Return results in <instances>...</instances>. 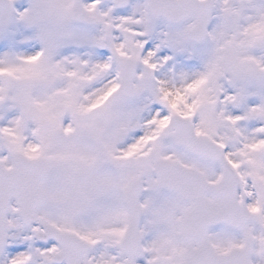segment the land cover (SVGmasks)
Listing matches in <instances>:
<instances>
[{
  "label": "snow or ice",
  "instance_id": "snow-or-ice-1",
  "mask_svg": "<svg viewBox=\"0 0 264 264\" xmlns=\"http://www.w3.org/2000/svg\"><path fill=\"white\" fill-rule=\"evenodd\" d=\"M0 264H264V0H0Z\"/></svg>",
  "mask_w": 264,
  "mask_h": 264
}]
</instances>
